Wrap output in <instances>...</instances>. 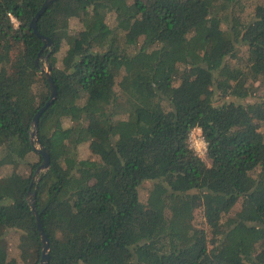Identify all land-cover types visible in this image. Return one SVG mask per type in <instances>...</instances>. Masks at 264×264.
<instances>
[{"label":"trees","instance_id":"16d2710c","mask_svg":"<svg viewBox=\"0 0 264 264\" xmlns=\"http://www.w3.org/2000/svg\"><path fill=\"white\" fill-rule=\"evenodd\" d=\"M44 1L0 0V264L41 260L29 190L49 264H264V0H56L42 50Z\"/></svg>","mask_w":264,"mask_h":264},{"label":"water","instance_id":"95a60500","mask_svg":"<svg viewBox=\"0 0 264 264\" xmlns=\"http://www.w3.org/2000/svg\"><path fill=\"white\" fill-rule=\"evenodd\" d=\"M54 1H56V0H45L44 3L42 4L41 8L39 9V11L33 17L32 22H31V26L34 28V31L37 33V35L44 39V46H43L42 50H44L47 47H50L52 45V40L48 36L42 34L38 30L37 22H38V19L42 16V14L47 10V8ZM40 59L43 62L40 65V68H41L42 72L44 73L45 77L47 78V80L50 84V89H51L50 92L51 93H50L49 100L45 103V105L43 107H41L39 109V111L36 113V115L34 116V118L32 120L31 142H32L35 150L38 151L39 153H41V155L43 156V160H42L41 164L37 167L32 182L39 180L41 172L46 171L50 167V164H51L50 152L38 136V125H39V119H40V116L42 115V113L50 105H52L58 97V90H57V86L55 84L53 73H52V65L50 64V62L48 60V56L45 55L42 57V54L40 52V54L38 55V58H37V62ZM28 200H29V204L31 206V209L34 213V216L36 218V223H37L39 234H40L42 244H43L42 257H41L39 264H49L50 241H49L47 233L43 227V223L41 220V214H40V212L36 206V192H32L31 190H29Z\"/></svg>","mask_w":264,"mask_h":264},{"label":"rangeland","instance_id":"374dc122","mask_svg":"<svg viewBox=\"0 0 264 264\" xmlns=\"http://www.w3.org/2000/svg\"><path fill=\"white\" fill-rule=\"evenodd\" d=\"M258 1H260V0H246V5H247L246 10H248L247 12L251 11L254 4H256ZM71 27H72V29L80 28L81 24H80L79 20L78 19H72ZM263 93H264V87L256 85L255 93L253 95H251L248 100L259 99L260 96L263 95ZM220 100H221L220 98L219 99L217 98V101H220ZM79 155L82 158H93L95 156L94 151L92 150L89 142H85L81 145L80 150H79ZM207 161L209 162L208 159H207ZM146 191L147 190L145 188L142 189L143 195L146 194ZM235 208H237V206ZM199 222H202V215L200 212L196 216V223H199ZM199 225H202V224H199ZM19 235L20 234L17 232H12L9 234L10 255L12 257H16L18 259L19 264H25L19 256V250H18Z\"/></svg>","mask_w":264,"mask_h":264},{"label":"built area","instance_id":"2783aa9c","mask_svg":"<svg viewBox=\"0 0 264 264\" xmlns=\"http://www.w3.org/2000/svg\"><path fill=\"white\" fill-rule=\"evenodd\" d=\"M13 21L18 24L15 17H12ZM199 130V131H198ZM188 142L190 147L202 157H205L208 153V141L203 134L201 127H195L190 131Z\"/></svg>","mask_w":264,"mask_h":264},{"label":"clouds","instance_id":"9594fccd","mask_svg":"<svg viewBox=\"0 0 264 264\" xmlns=\"http://www.w3.org/2000/svg\"><path fill=\"white\" fill-rule=\"evenodd\" d=\"M199 131V130H198Z\"/></svg>","mask_w":264,"mask_h":264}]
</instances>
